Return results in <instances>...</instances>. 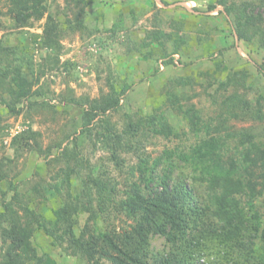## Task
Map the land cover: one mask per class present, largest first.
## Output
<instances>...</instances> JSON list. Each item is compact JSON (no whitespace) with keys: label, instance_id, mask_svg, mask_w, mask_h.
<instances>
[{"label":"trees","instance_id":"1","mask_svg":"<svg viewBox=\"0 0 264 264\" xmlns=\"http://www.w3.org/2000/svg\"><path fill=\"white\" fill-rule=\"evenodd\" d=\"M48 3L0 0V30L8 28L2 21L4 15L12 20L10 28L23 33L47 14L41 47L51 52L46 57L56 65L64 34ZM218 3L224 6L238 38L264 49V0H218L209 3L208 9ZM80 24L76 18L75 28ZM198 30L188 40L191 44H201L209 33L206 26ZM7 35L4 30L0 40V85L9 86L12 98L6 101L0 94V104L19 114L25 106H17L24 99L30 107L44 104L33 100L34 94L41 93V88L33 89L40 78L29 79L22 70L34 64L31 51L19 50L18 44L6 46ZM166 35L170 33L160 30L152 33L150 42L143 40L153 48V38L160 45ZM182 41L186 43L184 36ZM178 50L183 52L181 47ZM166 52L160 57L170 56ZM247 75L246 70H231L225 80L216 78L219 85L212 95L218 109L216 118L206 122L194 104L185 106L184 116L197 138L187 148H165L156 156L145 152V141L151 136L186 134L178 132L160 108L153 114L130 116L122 129L110 120L108 112L120 106L128 84L121 88L110 84L100 99L68 98L77 105L88 104L82 115V132L100 128L97 139L107 153L105 164L86 159L78 138L63 147L71 133L44 150L39 141L34 142L38 132L15 137L14 144L25 141L29 149L33 140L49 163L62 162L57 176L64 178L57 183L42 179L25 186L11 178L5 187L2 181L8 178L12 160L6 162V172L4 164L0 165V264H48L46 254L39 253L33 240L38 231L65 253L78 256L80 264H264V94L255 102L243 96L239 89H246L245 95L251 89ZM173 78L174 91L196 83L187 75ZM168 84L166 81L165 86ZM214 84L210 82L209 87ZM184 93L170 89L167 98L172 106L180 104L181 108L182 99L186 102L197 96L193 93L189 98ZM233 120H249L252 125L236 127ZM97 143L95 138L94 145ZM131 153L137 159L120 182L111 174V164L123 173ZM50 200L56 206L45 214L43 208ZM80 215H87L83 225ZM122 215L131 222L111 226L113 219ZM153 236L165 239L167 251L154 250Z\"/></svg>","mask_w":264,"mask_h":264},{"label":"rangeland","instance_id":"2","mask_svg":"<svg viewBox=\"0 0 264 264\" xmlns=\"http://www.w3.org/2000/svg\"><path fill=\"white\" fill-rule=\"evenodd\" d=\"M217 1L49 0V12L59 22L64 34L61 37L62 53L56 65L46 57L51 52L41 47L47 14L42 20L36 21L33 27H26L23 33L10 28L12 20L4 15L2 21L8 27L4 29L8 34L6 46L18 44L19 50L31 51L34 64L31 68L23 67L22 70L29 79L40 78L33 89L41 88V93L34 94L33 100L44 105L37 103L30 107L24 99L17 106H25L24 109L19 114H13L6 105L0 104V165L3 163L2 166H5L8 159L12 160L8 178L2 181V185L6 187L11 178L23 186L42 179L43 182L49 183L61 182L64 175L57 174L60 173L62 162L49 163V158L33 144L35 140L39 141L44 150L57 144L69 133L72 138L69 141L67 139L63 147L78 138V144H83L80 149L86 159H90L93 164L99 161L100 164H105L107 153L97 139L100 128L94 126L91 128L92 132H82V115L84 109H88V104L77 105L69 102V96L100 99L109 91L110 84H114L116 88L128 84L129 89L120 98V106L108 112L110 120L118 125L119 129L123 128L124 122L130 116L153 114L160 108L178 132H186L177 138L149 137L145 141L144 149L153 156L159 155L165 148H187L196 142L197 138L184 116L185 106L194 104L201 110L206 122L216 118L218 109L212 96L219 85L216 78L225 80L229 71H247V86L250 85L251 89H247V95L246 89L241 88L239 91L243 92L246 99L255 102L264 94V49L256 43H248L238 38L222 4L218 3L214 9H208L209 3ZM1 6L6 9L3 1ZM76 18L81 21L80 28H75ZM205 26L209 33L205 35L202 43L191 44L193 41H188L190 37L195 36L199 32L198 29H204ZM4 30H0V40ZM160 30L165 34L170 33V36L166 35L160 45L153 38V48L147 46L146 39H143L148 38L149 41L153 37L152 33ZM183 36L186 43L182 41ZM177 47H181L183 52ZM165 51L170 54L164 57L166 59L160 57V53ZM4 58L7 59V56ZM171 59L173 61H170ZM206 73L210 75L205 77ZM181 75L192 77L196 83L192 87H178L174 91L173 77ZM166 81H169L170 87L165 86ZM210 82L215 84L209 87ZM8 89V85H0V94L6 101L12 98ZM170 89L173 92L188 93L189 98L193 93H197V96H192L186 102L182 99L184 107L179 108L180 104L172 106L167 98V91ZM261 102L264 104V98ZM232 122L236 127L252 125L249 120ZM31 131L38 132L34 136V142L30 141L32 149L25 147L24 140L21 144L13 143L14 138L24 132L32 136ZM95 138L98 143L94 145ZM78 144L76 143L77 146ZM136 159L133 153L128 154L123 173L111 164V174L123 182L128 176L126 169H129ZM6 169L7 166L3 167L4 171ZM11 194L10 192L8 196ZM53 206L56 204L50 200L44 206L43 213H49ZM86 218L87 215H80L82 225ZM115 218L111 226L131 222L124 215ZM33 240L39 253L46 254L48 264L82 263L78 256L67 254L60 247L53 245L51 238L41 231L34 234ZM1 243L0 238V258L3 251ZM152 247L155 251L168 249L165 239L160 236L152 237Z\"/></svg>","mask_w":264,"mask_h":264}]
</instances>
